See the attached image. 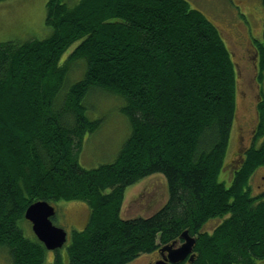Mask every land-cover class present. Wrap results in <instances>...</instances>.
Returning <instances> with one entry per match:
<instances>
[{
    "label": "trees",
    "instance_id": "1",
    "mask_svg": "<svg viewBox=\"0 0 264 264\" xmlns=\"http://www.w3.org/2000/svg\"><path fill=\"white\" fill-rule=\"evenodd\" d=\"M46 24L53 33L44 40L0 42V252L11 264H45L44 244L19 222L35 202L79 200L89 220L53 264H129L184 231L195 237L189 264H264V189L254 194L250 184L264 166V94L227 186L237 73L219 29L187 0H49ZM253 48L263 82L264 31ZM79 60L85 76L56 107ZM96 88L125 100L132 133L114 162L86 169L78 156L99 121L84 101ZM156 173L167 179V202L149 217L122 218L127 189Z\"/></svg>",
    "mask_w": 264,
    "mask_h": 264
},
{
    "label": "rangeland",
    "instance_id": "2",
    "mask_svg": "<svg viewBox=\"0 0 264 264\" xmlns=\"http://www.w3.org/2000/svg\"><path fill=\"white\" fill-rule=\"evenodd\" d=\"M49 0H0V42H24L44 40L52 35L53 30L46 24L47 3ZM81 0H64L70 7ZM192 8L201 11L220 31L226 46L231 52L237 73L236 121L233 124L229 147L225 159L227 167L220 180L227 186L232 182L230 168L242 149L248 147L257 129L258 95L264 94V81L260 82L254 56L248 52V40H260L264 31L263 0H187ZM79 42L73 44L63 55L61 63L67 59ZM85 60L71 63L65 83L57 96L56 107L63 101L70 86L84 78ZM86 115L91 120H98L99 126L84 138L78 156L79 164L86 169L97 168L116 160L122 146L132 133L129 118L121 111L125 100L102 89H92L85 98ZM264 166L259 167L250 180L254 190L264 187ZM254 178V179H253ZM264 191V190H263ZM259 194V193H258ZM169 188L166 177L156 173L145 177L129 187L121 209V217L132 219L149 217L167 202ZM56 214L52 221L55 226L68 233L67 244L71 241L73 230H82L90 217V209L85 201L53 202ZM19 226L25 236L36 238L31 223L23 219ZM64 246L60 249L65 252ZM8 252H0V264H11ZM56 250H47L45 264H53ZM157 253H145L129 264H150L157 259Z\"/></svg>",
    "mask_w": 264,
    "mask_h": 264
},
{
    "label": "water",
    "instance_id": "3",
    "mask_svg": "<svg viewBox=\"0 0 264 264\" xmlns=\"http://www.w3.org/2000/svg\"><path fill=\"white\" fill-rule=\"evenodd\" d=\"M54 215L55 208L47 201L33 203L25 212V218L32 223L35 235L45 244L48 250L61 248L67 241V232L53 224L52 217ZM182 237L186 242L180 248L174 249L172 246L161 248L162 252H171L169 255V261L171 262L183 260L192 249L194 239L187 232H184ZM167 260H159L155 264H169Z\"/></svg>",
    "mask_w": 264,
    "mask_h": 264
},
{
    "label": "flooded vegetation",
    "instance_id": "4",
    "mask_svg": "<svg viewBox=\"0 0 264 264\" xmlns=\"http://www.w3.org/2000/svg\"><path fill=\"white\" fill-rule=\"evenodd\" d=\"M253 40L254 39L249 38V41H248V46H249L248 47V51H251L253 53V56H254L253 58H254V62H255L257 60V55L255 54V50L253 48ZM255 67L257 68V66H255ZM258 97H259V95H258ZM249 146H250V144L248 145V147ZM248 147L242 149L241 153L238 154V158H237L236 162L233 165V167H234L233 170L238 169L242 165L243 159H242L241 155H243V153L248 149ZM223 172H224V170H222V173ZM262 179H264V177ZM257 188H258L257 190H254V194L256 192L260 191L261 189H264V187H262V186H258ZM227 215H225L224 217L226 218ZM222 219H223L222 217H218L217 219L210 220V222H208L206 224L205 230H213L219 223L221 224V223L224 222V220H222ZM191 237H193L195 239L194 236H191ZM184 243H185V240L180 236V238H178L176 240H173V242H171V243H169L167 245L172 246V248H178V247L182 246ZM194 245H195V242L192 245V249H191L190 253H188L183 260H180V261H177V262H171V261H169V259H170L169 258V255L171 253L170 251H164V252H162V251H160V248H159V249L156 250V253L158 255H157V259L155 261L160 260V259H168L169 264H189L190 262H192L194 260V257H195V254L193 252ZM154 262H152V263H154ZM262 262H264V258H263ZM152 263H150V264H152Z\"/></svg>",
    "mask_w": 264,
    "mask_h": 264
}]
</instances>
